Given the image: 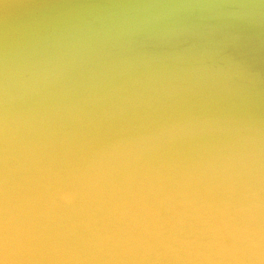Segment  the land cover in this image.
<instances>
[{
    "label": "bare ground",
    "instance_id": "obj_1",
    "mask_svg": "<svg viewBox=\"0 0 264 264\" xmlns=\"http://www.w3.org/2000/svg\"><path fill=\"white\" fill-rule=\"evenodd\" d=\"M0 258L264 264V0H0Z\"/></svg>",
    "mask_w": 264,
    "mask_h": 264
},
{
    "label": "clouds",
    "instance_id": "obj_2",
    "mask_svg": "<svg viewBox=\"0 0 264 264\" xmlns=\"http://www.w3.org/2000/svg\"><path fill=\"white\" fill-rule=\"evenodd\" d=\"M74 199H75L74 192L64 191L59 193L53 202L60 205L68 206L74 201ZM0 264H4L3 258H0Z\"/></svg>",
    "mask_w": 264,
    "mask_h": 264
}]
</instances>
